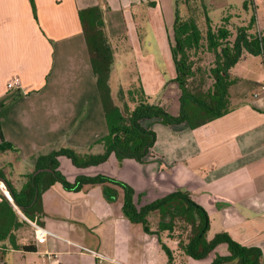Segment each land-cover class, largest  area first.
Segmentation results:
<instances>
[{"label":"crops","instance_id":"0c3cea01","mask_svg":"<svg viewBox=\"0 0 264 264\" xmlns=\"http://www.w3.org/2000/svg\"><path fill=\"white\" fill-rule=\"evenodd\" d=\"M34 3L35 13L29 0H0V178L16 190L40 154L60 148H71L79 156L104 151L100 139L107 125L78 15L81 9L96 5L103 10L111 43L125 33L128 47L122 51L135 54L147 100L173 115L179 112L178 95L172 104L164 100L165 85L169 82L170 89L176 75L170 51L174 0ZM262 21L263 28L264 17ZM149 34L158 45L156 53ZM231 70L237 82L230 90L227 114L196 128L146 120L155 142L144 162L118 161L111 153L98 165L77 167L59 155L60 172L69 182L97 174L125 182L134 190L137 207L176 189L187 191L208 215L207 239L226 232L241 245L259 247L264 264V53L244 55ZM13 77L19 86L8 89ZM40 201L42 211L34 221L50 235L40 244L33 237L35 251H24L14 244L30 242L20 238L21 226L12 229L15 240L0 242V263L5 251H21L29 256L28 264H50L46 251L57 253L59 264H210L216 255H228L227 245L220 243L204 258L187 256L165 231L155 233L157 227L150 224L155 213L147 216L148 229L131 222L122 211V188L110 182L85 184L75 191L56 182L41 193ZM12 208L19 221L20 214ZM6 209L1 207L3 215Z\"/></svg>","mask_w":264,"mask_h":264},{"label":"trees","instance_id":"16d2710c","mask_svg":"<svg viewBox=\"0 0 264 264\" xmlns=\"http://www.w3.org/2000/svg\"><path fill=\"white\" fill-rule=\"evenodd\" d=\"M29 1L35 13L34 0ZM179 1L190 7V2L196 0H174L170 51L176 73L173 82L176 83L179 92L178 114L173 115L160 104L149 102L147 99L138 102L124 114L110 96H103L101 87H108L112 70L111 41L107 39L103 30L105 25L103 10L96 5L81 9L78 15L107 125V133L100 139L104 151L100 154L79 156L71 148L52 150L35 157L34 170L27 175L25 183L19 190L14 189L4 178L2 180L13 203L32 221L42 211L41 193L56 182L70 191L79 190L85 184L110 182L123 190L122 211L127 219L139 222L148 229L147 216L157 212L159 220L155 233L159 235L161 231H165L166 236L175 239L187 256L194 259L204 258L218 244L225 243L228 255H216L210 264H225L231 261H234V264H263L262 251L259 247L241 245L226 232L216 233L211 239H207L208 215L202 206L191 199L187 191L176 189L137 207L133 199L134 190L125 182L103 174L78 176L73 182H69L58 168L59 155L67 156L77 167L100 164L111 153L118 161L131 158L144 162L151 154L155 142V132L150 126L144 125L146 120H158L166 125L185 122L189 127L196 128L231 110L230 90L237 82L231 68L245 54L264 53V28L260 31L256 29L254 16L238 25L234 34L225 25L213 28L205 8L204 27L200 28V22L194 16L181 17ZM243 8L246 10V3ZM222 20L228 22L230 16H225ZM0 138H3L1 128ZM0 197V242L5 239L11 241V238L15 240L11 230L21 226V221L17 220L7 197L3 194ZM1 207L7 208V215L2 214ZM22 221L26 222L24 219ZM177 227L188 229L189 233L175 236L174 231ZM159 242L170 258L169 249L160 237ZM14 246L24 251H35L32 243Z\"/></svg>","mask_w":264,"mask_h":264},{"label":"rangeland","instance_id":"374dc122","mask_svg":"<svg viewBox=\"0 0 264 264\" xmlns=\"http://www.w3.org/2000/svg\"><path fill=\"white\" fill-rule=\"evenodd\" d=\"M244 3H246L247 10H243ZM243 6V7H242ZM179 11L181 17L186 16H194L199 23L200 28L204 27L203 23V10L206 9L207 15L210 18L211 25L213 28H216L221 25H225L230 29L232 34L235 33V28L249 20L250 16H254L256 23V29L258 31L262 30V20L264 17V0H196L190 2V7H187L181 1L178 3ZM241 11V12H240ZM104 14V13H103ZM230 16V20L228 22H223V17ZM104 25V33L108 39V33L106 30V21ZM170 35H173L172 29H170ZM117 38H114L113 43H111L112 51H113V63L112 68L113 71H110L108 87H101V92L104 95L112 98L113 102L120 107V109L124 112H127L128 109H132L138 102L143 99H147V95L142 90L140 82L138 80V72L135 61V54L133 52L127 53V51H122L128 47L126 43H124L123 39L125 38V33H121L116 35ZM149 38L153 39L151 34L148 35ZM109 40V39H108ZM157 43L155 40H152L151 51L156 53L157 51ZM246 56L250 54H245ZM243 61V60H242ZM159 64L161 61L158 60ZM243 62H240V65ZM250 65L247 62L243 67ZM242 67V66H241ZM113 72V75H112ZM232 73V70H231ZM233 74V73H232ZM113 77V78H112ZM169 82L165 85L166 97L164 100H169L171 104L176 101V96L178 95V88L176 83H172L169 89ZM109 92V95H108ZM100 96V95H99ZM155 97L153 96L152 99ZM162 100V97L159 98V101ZM98 165V164H97ZM17 186L20 184L15 183ZM0 195L2 192L0 191ZM22 212V211H21ZM153 217L150 219L151 226L155 227L157 221L159 220V215L157 212H154ZM19 221H21V234L20 238L24 241L32 242L34 237V228L28 223L22 221V216L18 215ZM178 226V224H177ZM181 233V234H180ZM189 230L180 229L177 227L174 231V235H182L188 234ZM178 238V237H177ZM176 238V239H177ZM5 256V258H4ZM26 254H23L21 251H5L3 252V261L0 264H28ZM7 262V263H6Z\"/></svg>","mask_w":264,"mask_h":264},{"label":"built area","instance_id":"2783aa9c","mask_svg":"<svg viewBox=\"0 0 264 264\" xmlns=\"http://www.w3.org/2000/svg\"><path fill=\"white\" fill-rule=\"evenodd\" d=\"M6 86H7L8 89L16 88L17 86H19L18 78L17 77H13V78L9 79L7 81ZM260 87L264 88V78L261 81ZM256 94L257 93H255V95ZM0 191L2 192L3 195H5L11 201L14 209L22 216V218L25 221L29 222L31 224V226L34 228V241H35V243L36 244H40V243L45 242L47 237L50 235V232L48 230L40 227L35 221H31L30 219H28L21 212V210L13 203V201H12L10 195H9V192L7 190V187L5 185V182L3 180H0ZM0 199H1V197H0ZM80 248L84 249L83 247H80ZM84 250H86V249H84ZM94 254L98 255L99 257H103V255L100 254V253H94ZM45 256L49 260L50 264H59L58 258H57V253L46 251L45 252Z\"/></svg>","mask_w":264,"mask_h":264},{"label":"water","instance_id":"95a60500","mask_svg":"<svg viewBox=\"0 0 264 264\" xmlns=\"http://www.w3.org/2000/svg\"><path fill=\"white\" fill-rule=\"evenodd\" d=\"M42 170V169H41ZM45 170H48V169H45ZM0 180H2L1 178H0Z\"/></svg>","mask_w":264,"mask_h":264}]
</instances>
